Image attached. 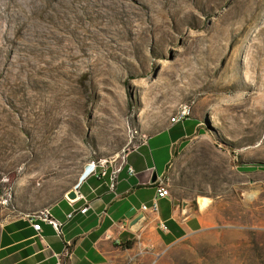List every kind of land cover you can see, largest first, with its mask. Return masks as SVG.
<instances>
[{"label": "rangeland", "instance_id": "obj_1", "mask_svg": "<svg viewBox=\"0 0 264 264\" xmlns=\"http://www.w3.org/2000/svg\"><path fill=\"white\" fill-rule=\"evenodd\" d=\"M35 21L8 67L17 89L2 78L0 223L50 207L91 160L119 162L188 106L171 129L199 126L169 165L170 194L194 209L208 196L209 220L157 252L132 245L120 264H264V0L193 6L142 51L107 36L73 60L54 23L44 38Z\"/></svg>", "mask_w": 264, "mask_h": 264}, {"label": "crops", "instance_id": "obj_2", "mask_svg": "<svg viewBox=\"0 0 264 264\" xmlns=\"http://www.w3.org/2000/svg\"><path fill=\"white\" fill-rule=\"evenodd\" d=\"M176 124L169 123L124 154L121 161L125 163L114 191L105 181L89 176L88 167L46 208L61 229L41 221L37 230L29 213L0 223V264H120L124 251L132 245L157 252L204 229L209 217L198 206L194 209L189 200L183 209L184 200L171 195L156 198L154 181L168 172L174 154L195 136L199 126L197 121L192 134L180 135L171 129ZM129 166L134 173L129 172ZM71 189L76 191L75 199L66 195ZM155 199L157 211L152 208ZM84 207L88 209L81 212ZM142 211L147 219L135 233L129 229V222Z\"/></svg>", "mask_w": 264, "mask_h": 264}, {"label": "bare ground", "instance_id": "obj_3", "mask_svg": "<svg viewBox=\"0 0 264 264\" xmlns=\"http://www.w3.org/2000/svg\"><path fill=\"white\" fill-rule=\"evenodd\" d=\"M211 5H217V0H0V93L3 77L10 86L9 94L17 89L8 67L14 64L16 49L25 48L24 38H31L34 19L44 38L48 21L54 23L58 50L73 60L94 45L93 41L109 44L107 36L129 40L128 47L142 51L151 36L166 33L163 28L187 18L193 6L210 9ZM42 60H47L45 54ZM1 122L0 128L6 126L3 117ZM8 137V129L0 130L1 142H8ZM199 202L203 210L209 205L206 197Z\"/></svg>", "mask_w": 264, "mask_h": 264}, {"label": "built area", "instance_id": "obj_4", "mask_svg": "<svg viewBox=\"0 0 264 264\" xmlns=\"http://www.w3.org/2000/svg\"><path fill=\"white\" fill-rule=\"evenodd\" d=\"M190 114L191 112L189 110V107L184 106L171 117L170 121L171 123H179L188 118ZM146 138L147 137H143V140H145ZM123 156L121 160L123 159ZM121 160L119 162H115V159H93L88 163V175L105 181L108 184L109 189L114 191L116 189L119 174L123 169L125 163V161ZM128 169L130 173H134V168L132 166H129ZM154 184L156 186V198L168 197L171 195L169 177L167 173L158 175L156 180L154 181ZM152 208L154 211L158 210L156 199ZM87 209L88 207H84L80 211L85 212ZM142 209L146 211L147 206L143 204ZM72 216L73 214H69V217ZM36 219H38V221H35ZM30 221L33 223V227L37 230L41 229V221L52 224L54 227H56V229H61V224L51 217L50 211L47 209L41 211L40 213L30 214Z\"/></svg>", "mask_w": 264, "mask_h": 264}, {"label": "water", "instance_id": "obj_5", "mask_svg": "<svg viewBox=\"0 0 264 264\" xmlns=\"http://www.w3.org/2000/svg\"><path fill=\"white\" fill-rule=\"evenodd\" d=\"M66 195H67V197H68L69 199H75L76 196H77L75 189H71V190H69V191L67 192ZM201 197H206V198H208V199H209V204H210V202H211V199H210L208 196H200V197L198 198V206H199V209L202 211L203 209L201 208V205H200V202H199V199H200ZM175 203L178 204L179 201H178V200H175ZM182 205H183V209H185V208L187 207V205H188V202H187L186 200H184V201H182ZM146 219H147V215H146L145 212L142 211V212L138 213V214H137L135 217H133V218L131 219V221L129 222V229H130L131 231L135 232V233L138 232L139 229L141 228L142 224L144 223V221H145Z\"/></svg>", "mask_w": 264, "mask_h": 264}, {"label": "trees", "instance_id": "obj_6", "mask_svg": "<svg viewBox=\"0 0 264 264\" xmlns=\"http://www.w3.org/2000/svg\"><path fill=\"white\" fill-rule=\"evenodd\" d=\"M129 242L128 243H126L124 246L126 247V248H129Z\"/></svg>", "mask_w": 264, "mask_h": 264}]
</instances>
